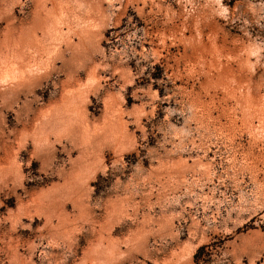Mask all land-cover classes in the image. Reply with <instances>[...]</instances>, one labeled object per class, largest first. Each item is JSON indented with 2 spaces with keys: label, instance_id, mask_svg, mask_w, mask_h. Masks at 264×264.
<instances>
[{
  "label": "rangeland",
  "instance_id": "obj_1",
  "mask_svg": "<svg viewBox=\"0 0 264 264\" xmlns=\"http://www.w3.org/2000/svg\"><path fill=\"white\" fill-rule=\"evenodd\" d=\"M225 6L0 0V264H264V0Z\"/></svg>",
  "mask_w": 264,
  "mask_h": 264
},
{
  "label": "snow or ice",
  "instance_id": "obj_2",
  "mask_svg": "<svg viewBox=\"0 0 264 264\" xmlns=\"http://www.w3.org/2000/svg\"><path fill=\"white\" fill-rule=\"evenodd\" d=\"M213 2L219 7V15L223 16L228 13L230 10L229 7L225 6L230 4L231 0H213ZM70 52V49H61L59 53L57 52H49L48 53V59H49V65L55 66L56 64H59L61 62V53L64 54L66 57L67 54ZM255 55V53H253ZM22 68V65H19L15 62H13L9 57H4L3 59H0V83L7 85L10 81V79H14V77L11 75L12 70L19 71ZM24 73L28 76H31L34 74L33 69L24 68ZM41 72L44 71L43 68L40 69ZM83 75V73H81ZM262 81H264V76H262ZM89 83H94V81H89ZM261 91H264V83L261 84ZM241 135H244L242 132ZM249 137H251V133H248ZM260 144L262 147H264V136L260 138ZM21 147H23V141H21ZM22 158L26 155V153L22 152ZM0 199H2V195H0ZM262 208H264V204L261 205ZM85 241L84 238L81 237V245H84ZM79 250V249H78ZM74 256H69L66 264H72ZM77 264H80L79 261H77ZM133 264H135V260H133ZM145 264H147V261H145Z\"/></svg>",
  "mask_w": 264,
  "mask_h": 264
}]
</instances>
